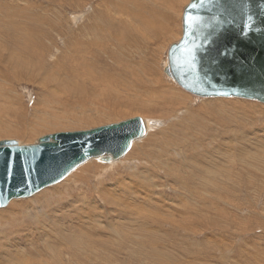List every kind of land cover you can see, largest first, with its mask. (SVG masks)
<instances>
[{"label":"rangeland","instance_id":"374dc122","mask_svg":"<svg viewBox=\"0 0 264 264\" xmlns=\"http://www.w3.org/2000/svg\"><path fill=\"white\" fill-rule=\"evenodd\" d=\"M109 1L110 0H0V43L3 44L2 46L0 45V52L2 53H0V140L14 139L21 142L20 144H32L38 137L45 134L60 131L86 130L110 124V122H118L128 117H143L147 115V117L155 118L161 123L160 126L157 127L158 129L154 130L155 134L150 133L148 135L149 137L147 136L145 140L138 144L139 146L135 143L133 147L131 149L129 148V150L124 154L127 155V157L123 155L120 158L121 160H117L111 165H106L104 163L105 167L102 162L92 160L89 162L86 161V163H83L82 166H77L72 172L80 175L76 178L77 182L72 181L70 182L71 184L69 183L71 189L70 194L73 193L75 195H79L87 193L88 195L94 193L103 185H107L111 181L115 180V178L119 175L125 178L129 175L138 178L136 174L137 171H140V173L145 171L144 173L146 174V177L148 175H155L157 181L159 180L164 185L166 182L167 184H170V182L174 183L176 181L178 186L177 184L173 185V189L180 187L179 183L182 182V177H185L187 173L190 174L191 171H194L200 176H198V182L195 184L198 185L200 183V186H203V184L208 186L209 182L214 181L216 178L211 170L206 171V173L202 175L199 173V171L202 170L201 163L203 161L199 153L204 151V149L206 151L212 150L214 147L221 145L222 142L229 144L233 143V145L239 146L248 141H253L257 136H259V134L253 130L255 128L256 130H262L263 132L259 131V133L263 134L264 103L257 100L235 96H198L182 89L174 83V81L173 83L177 86L178 90L183 93V101L180 104V108L176 107L164 109L163 107L166 106L162 105L163 107H161V103L158 104L155 100H148L149 102L145 103H148L152 110L147 111L145 114L136 112V110L131 108L130 105L131 102H135L134 100H146L143 96L150 92L146 91L147 84L145 83L140 85L143 86L142 88H138L140 91H135L139 93L138 96L130 91H125L126 88H123L125 96H120L114 91L108 89L112 92V98H110L108 94H105L104 97H99L101 95L98 94V92L103 90L106 85L105 83L104 86L102 84H98L108 80V76L103 73L102 68L106 63L109 64L108 73L111 75V72L113 71L111 68L114 66V63L108 59L105 54L106 51H104V49H100L96 45H104V40L111 35L112 31H114L113 33H117L119 29V33L121 34L128 32L131 28H133L131 30H134V28L136 29L137 27L135 26V21H139L138 18H142L141 20H156V18H154L156 17L154 10L156 9V11H160L159 4L155 1L127 0L126 5H129L128 9L135 11L134 13L138 11L136 13L138 18H125L123 14H115L114 11L116 10H110L109 20L113 24L108 26V22L103 21V18L108 21V19H106L108 4L112 1L117 3L118 0ZM149 3L150 5H148ZM138 5L141 8H139ZM181 6L180 12H182L183 3ZM97 14L100 15V17H97ZM140 15H142V17H140ZM168 17L169 16L165 18L166 24L170 21L172 22H170L171 24H168V26L171 27L177 23L175 26L177 27V36H171L170 38L165 39L164 42H161L156 49H151L150 45L146 48L143 45L135 43L130 44V46L129 44L125 45L123 42L122 44L118 43L119 45L113 44V50L116 51L117 55H120V52L117 51L119 50V46H126L125 56L130 59L127 60V62H129V69L135 66L133 65L134 62L138 61L141 63L139 64L140 66H144V62L148 65L150 64L149 61H152L154 70L163 74V79L166 78L165 73L161 70L162 61L167 59V49L169 45L176 42L182 33L181 19L179 20L177 18L175 23L171 17H169V19ZM121 18L126 20L128 25H124ZM92 21L95 24L97 23L100 26L102 25L101 29L98 28L99 30L97 31L99 35L102 33V39H100L101 41L96 40L98 43L96 41L88 42V40L86 41L84 37L80 36L79 29L82 30L84 25L92 26ZM122 25H124V27ZM127 26L129 29L126 28ZM102 28L104 29V32ZM107 29L110 30V35L107 34ZM92 31H96V29L87 30L89 34H92ZM110 40H113L114 43L116 41L115 38H111ZM25 43L32 45L31 47L29 46V49H27V45ZM162 43L167 44H165V46ZM153 44L155 45V43ZM87 50H93L92 54L95 55V58H93V55L92 57L87 55L85 52ZM121 52L123 53L124 49ZM7 59L9 60L8 63ZM26 59L29 62L28 65H26ZM19 63L23 64L25 67H22ZM16 64H19L17 67L21 68L20 70H16L21 74L22 77L20 78L15 77L12 73L13 67ZM134 70L141 76L144 73V70L140 71V69L137 68ZM122 77L124 79L127 78L128 80L133 79L131 73L128 75L122 74ZM94 79L96 82L99 80V83H93L97 87L92 84ZM83 80H85V82ZM86 80H88V82ZM165 81L169 84L168 80ZM123 86L126 87L125 84H123ZM113 101L114 103L111 104L110 102ZM105 107L113 110L111 111L112 114L110 116L100 113L101 108ZM158 107H161V109H158ZM186 109H188V112L181 117L182 119L180 118L179 122H173L175 114L182 113ZM172 112L175 113L172 114ZM62 118L64 119L62 120ZM47 122H49L52 126L47 127ZM8 126L15 128V131L7 132L6 127ZM180 126L185 128V130L179 131L181 128ZM23 131L25 132L23 133ZM159 132L162 134L159 135ZM187 137L191 138L193 142L186 143L185 138ZM261 153L264 157V151ZM213 154L215 153L213 152ZM216 155L217 154H215V156ZM260 160H262L260 161L262 164L258 162L255 163V166L253 167L254 173L244 169V174L242 176L240 174V168H233L229 170L234 178L238 173L242 176L237 184L238 188L242 191L237 190V188L234 187L233 191L236 193L232 194L231 199H229V202H231L232 205L230 204V207L228 205H224V208H226V212L228 214L231 213L229 216H233L232 218L234 220L238 221L241 219L242 222L247 221L244 224H248L249 230H246L247 232L244 231L246 232L245 235L235 234L236 237H233L235 238L234 240H236L235 243H238V241L242 242L240 243L242 247L240 246L239 249H236L240 252H237L236 250L229 252L226 251L229 254L226 260L230 257L231 260L229 259L228 262L224 261L225 263L223 264H232L235 260V255L238 257L236 252L240 254L242 252V257L247 253L246 255L252 259L253 263L264 264V230L261 231L259 229L264 228V162L263 158ZM240 166L237 165V167ZM77 168L78 170H76ZM151 172H158V175ZM70 174L71 172L68 175ZM185 178L187 179V177ZM219 178L221 179L220 176ZM219 178H217L216 181H223ZM60 182L61 180L58 181L57 184ZM227 182L228 180L226 183ZM101 184L103 185L101 186ZM54 185L51 184L46 187L49 188ZM261 186L263 189H261ZM167 188L169 187L167 186L162 188L160 186L159 188H156V191L163 194V199L165 198L164 200L166 202L169 201L168 196H172L173 194L176 195L173 189ZM41 190L28 197L15 199L17 201H26V199H30ZM90 197L95 198V196ZM238 203H240V209L237 208ZM6 206H2L0 208L2 209ZM105 206L106 208H110V205L108 204ZM164 208L169 209V206L166 205ZM167 209L164 210L165 213L167 212ZM147 213L148 212H145V214ZM163 217H166L163 218V221L169 224L170 218L168 216ZM159 219L161 220V217ZM166 223L163 225L164 232L161 231V235L159 234V243L161 246L153 247L147 245L143 253L140 255L136 254L137 249H135L133 259L143 257V264H154V261L158 260L157 257L160 262H163H161V264L220 263V253L218 252L222 251V249H219L216 252H210V254L204 253L202 257L205 256V258H201L202 261L199 263L198 258L200 257H198V255L195 257L194 253L190 252L187 254L183 251V249L177 250L175 247L178 243L182 242L180 245L183 244L185 247H189L190 245L191 249L195 251L196 249L202 251L207 238L205 232H217L214 227L209 229H200V231L195 234L191 232L189 233L190 235H186L188 236L186 237L183 231H180L178 228L176 230L168 229L169 225ZM176 223L178 225L185 224L182 220H177ZM194 224L197 223L194 222ZM235 226L237 227L238 225ZM240 227L241 224L239 225V228ZM131 230L133 229L130 228L128 232L129 235L132 234ZM125 238L128 239L129 236ZM133 238L134 240L138 239L136 235H133ZM248 238L250 241H248ZM228 239H231V237H228ZM131 245H133V243ZM133 250L134 248H132L131 251L133 252ZM212 253L214 255H218L219 258H213L214 255ZM255 253L260 258V263L253 260ZM69 255L71 256V254H63L61 259L63 264H74V260L72 257H69ZM246 255H244L245 259L248 258Z\"/></svg>","mask_w":264,"mask_h":264},{"label":"bare ground","instance_id":"6f19581e","mask_svg":"<svg viewBox=\"0 0 264 264\" xmlns=\"http://www.w3.org/2000/svg\"><path fill=\"white\" fill-rule=\"evenodd\" d=\"M126 1L127 0L125 1L118 0L117 3L115 1H112L108 4V12L106 16V19H108V21L104 20L105 18H103L104 22H108L107 23L108 26L113 24L109 20L110 10L112 11L116 10L114 11L115 14L117 15L123 14L125 18L127 17H130V18L137 17L138 18V15L136 14L138 11L134 13L135 11L133 10L131 11L130 9H128L129 5H126L127 3ZM152 1H155L156 3H158L160 7L159 9L160 11H156L155 8H154L155 10L153 9L156 15V17L154 18H156V20L150 21L147 19L141 20L142 18L141 19L138 18L139 21H135L136 22L135 26L137 27L136 29L134 28V30H131L133 28L129 29L127 26L126 28H128L129 31L125 33H121V34L119 33L120 31L118 28H117L118 29L117 33L116 32L113 33L114 31H112L111 35H110V30L107 29L108 30L107 34L110 35L111 37L109 36L110 38L108 37L106 40H104L105 41L104 45L95 44L100 49H104V51H106L105 54L107 55L108 59L114 63V66H112L111 68V70H113L111 72V75L108 73L109 64L106 63L105 66H103L102 68L103 73L108 76V80L106 82L103 81L100 83L98 82L99 80L97 81L99 83L98 85L102 84L104 86V83L106 85V87H104L103 90H100L98 92V94L101 95L99 97H102V96L104 97L105 94H108L109 97L112 98L111 97L112 92H110L108 89H110L111 91H114L116 94L120 96H125L124 94L125 91H130L133 94L138 96L139 93L135 91L137 90L140 91L138 88H142L143 86H140V85L145 83L147 84L146 91L150 92L143 96V98L146 100L142 101L140 99V100H134L135 102L130 101L131 108L135 109L136 112L144 113V114L147 113V111L152 110L151 106H149L148 103H145V102H149L148 100H155V102H158V104L161 103L160 104L161 107L166 106V107H163L164 109H171V108H176V107L180 108L181 107L180 104L183 101V93H181L178 90L177 86L174 84L175 82L173 83V80L170 79L169 76L164 71L165 65H167V59L163 60L162 65H161V68H162L161 70L163 73H165L166 75L165 77L167 79L166 78L163 79L162 77H164V75L154 70L152 61H149L150 64L148 65L145 64L144 62V66H140L139 64L141 63H139L138 61L134 62L133 65H135L134 66L135 68L131 67V69H129L128 68L129 62H127V60H130V59L129 57L125 56V50H126L125 45L129 44L130 46V44L135 43L138 45H143L146 48L148 45H150L151 49H156L158 45L161 44V42H164L165 39L170 38L171 36L173 37L177 36V30H176L177 27H175L177 23L175 21L177 18L179 20L182 19L183 9L189 3L190 0H152ZM182 3H183V8L181 10L182 12H180ZM148 5H150V3ZM166 15L171 17L172 20L176 24H174L171 27L168 26V24H171L172 22L170 21L171 23L169 22L168 24H166V19H165L167 17ZM149 16H152V15H149ZM97 17H100V15H98ZM140 17H142V15H140ZM122 23L124 25H128L127 21L124 19H122ZM124 25L122 26L124 27ZM101 26L98 25L97 23L96 24L93 23L92 26L84 25L82 30L79 29L80 36L84 37V39L86 41L88 40V42H92V41L95 42L96 40L99 41L100 39H102V36H101L102 33H100L99 35L97 31L99 30L98 28L101 29ZM94 28L96 29V31H92L91 32L92 34H89L87 32V30L89 31V29H94ZM103 32H104V29H103ZM111 38L116 39L115 43L113 40H110ZM122 42L125 45L119 46V50L117 51L120 52V55H117L116 51L113 50L114 47L112 46L113 44H118V43L122 44ZM153 43H155V45ZM25 44L27 45V46L25 45L27 49H29V46L31 47L32 45V44L29 45L28 43H25ZM162 44L165 45L167 43L165 44L162 43ZM0 45L2 46L3 44L0 43ZM123 49H124V52L122 53L121 51ZM85 52L87 55L91 57L93 55V58H95V55L92 54L93 50H87ZM8 59H7V63L9 62ZM19 64L14 65L13 70H12L13 75H15V77L17 78L22 77L21 74L16 71V70L21 69L17 67ZM28 64L29 62L26 59V65ZM21 66L25 67L23 64H21ZM136 68L140 69V71L144 70V73L142 76L134 70ZM93 73H94V70H93ZM130 73H131V76H133V79L135 80L133 79L128 80L127 78L124 79L122 77V74L128 75ZM165 80H168L169 84ZM83 81L85 82V80ZM86 81L88 82V80ZM94 82H96L95 79L92 82V84ZM123 84H125L126 87H124ZM95 87L97 86L95 85ZM123 88H126L125 91L123 90ZM106 98H107V95H106ZM110 103L112 104L114 103V101ZM150 105H153V104H150ZM107 107L101 108L100 113L110 116L112 114L111 111L113 110L107 109ZM161 107L160 108L158 107V109H161ZM187 112H188V109H186L182 113L175 114V116L173 117V122H179L180 118ZM174 113L172 112V114ZM64 118H62V120ZM141 119L143 120V123H144V134L143 136L138 137L132 141L130 149L133 147L135 143L136 145H138L140 142L145 140L150 133L155 134L154 130L158 129L157 127L160 126L161 124L159 120L155 118H149L147 117V115L141 117ZM46 126L51 127L52 125L49 122H47ZM180 127L181 128L179 129V131L185 130V128H183L182 126ZM253 130L257 134H259V136H257L253 141H250V142L248 141L239 146L233 145V143L229 144V143L222 142L221 145H218L212 149L213 152L217 154L216 156L215 154H213L212 150L206 151L204 149L205 152L202 151L199 153L201 156V159L204 161V162L202 161L201 163L202 170L199 171V173H201L202 175V174H205L206 171L211 170V172L213 171L214 177L216 179L219 178L220 176L224 182L223 181L218 182L215 179L214 181L209 182L208 186H206V184H203V186H200V183L196 185L195 183L198 182L197 178H199L200 176L196 172L191 171L190 174L187 173V175H185L187 179L185 177H182L183 180L182 182L179 183L180 187L177 189L176 188L173 189L174 187L173 185L177 184L178 186V183L176 181L174 183L170 182V184H167L166 182L165 184L166 186H165L159 180L157 181V179L155 178V175L154 176L148 175L146 177V174L144 173L145 171L141 173L140 171H137L136 174L138 178L134 176L132 177L130 175L127 176V178H125L119 175L118 177L115 178V180L111 181L109 184L107 185L101 184V186L102 185L103 186L98 191L96 190V192L88 194L89 196L87 195V193L75 195L73 193L70 194L71 192L70 182L72 181L75 182L77 180L76 178H78L80 175V174H75L74 172H72L77 167L76 166L73 170L70 171L71 172L70 175H68L70 173L69 172L63 179H61V182L59 184H57L56 182L54 183L55 185L53 184L54 186L52 187H49V188L44 187V189L42 188L43 190L40 189L41 191L35 194L30 199L28 200L26 199V201H21V200L17 201L15 198H12L11 200L8 201L9 204L7 203L8 205L7 204H6L7 206L5 205L6 206L5 208H2V209L0 208V236L7 237L6 239H0V264H63V262L61 261L63 254H71V256L69 255V257H72V259L74 260L73 262L74 264H125V263L143 264L144 262H143L142 256H141L142 258L133 259L135 249H137L136 254L140 255L143 253L147 245H150L153 247L161 246V244L159 243V236L161 235L162 232H164L163 225L164 223H166L163 221V218H166V217H163V216H168L170 218L169 219L170 223L169 224L166 223L167 225H169L168 229L176 230L178 228L180 231L181 230L183 231L185 236L190 235L189 233L191 232L195 234L198 231H200V229H207V228L209 229V228L214 227L217 230V232H214V233H212L213 231L211 233L209 231L205 232L206 233L205 235L207 236V238L205 237L206 243H205L204 248H202V251H199L197 249L195 251L190 248V245L189 247L187 246L185 247L183 246V244L180 245L182 242L178 243V245L175 247L177 250L183 249V251H185L187 254L192 252L195 254V257H197L198 255V257H200L198 258L199 263L202 261L201 258H205V256L202 257L204 253L210 254V252H216L219 249H222V251L218 252L220 253L219 254L220 258L218 255H214L213 253L212 254L214 256L213 255L212 256L213 258H216V259L218 257L221 264L225 263L224 261L228 262V260L231 257L228 260H226L229 255L226 251L229 252L232 250L234 251L236 249H239L241 246L240 243H242L239 241L238 243H235L236 240H234L235 238L233 237H236V235L238 234L245 235V233L247 232L246 230H249V228H248V224H244L247 221L242 222L241 219L236 221L232 218L233 216L232 217L229 216L231 215V213L228 214L226 212V208H224V205L226 206L228 205L229 207H230V204L232 205V203L229 202V199H231L232 194L236 193L233 191L234 187H236L237 190H241L240 188H238L237 184L239 183L240 178L244 174V169L254 173L253 167L255 166V163L257 162L261 163L260 162L262 161L260 160L261 158H263V162H264V157L261 153L262 151H264L263 149L264 148V133L263 134L259 133V131H262V130H256V128ZM6 131L13 132L15 131V128L8 126L6 127ZM24 132L25 131H23V133ZM160 132H159V135L162 134V133L160 134ZM185 140H186V143L193 142V140L189 137L185 138ZM124 156L127 157V155H124ZM121 157L110 159L108 161H103L99 157H91L87 159L86 161L89 162L92 160H96V161L102 162L103 164L105 163L106 165L107 164L111 165L117 160H121L120 159ZM86 161H84L83 163H86ZM83 163L79 165L82 166ZM105 164L103 166H105ZM237 165L239 166L241 165V166L237 167ZM233 168H240L241 169L240 174L242 176L238 173L237 175H235V178L234 176L232 177L231 171L229 170ZM76 170H78V168ZM151 173L154 174L156 172H151ZM227 180L228 182L226 183ZM160 186L162 188L168 186L169 188L175 191L176 195L173 194L172 196H168L169 201L166 202L164 200L165 198L163 199L164 197L163 194L156 191V188H159ZM261 189H263L262 186H261ZM53 196L60 199L64 205V209H63V212L60 218L53 220L48 226H45V227L37 228V227L29 226L26 223L28 214L35 212L36 215H39V212L35 210L39 209L42 206H46L49 199ZM90 196L92 197L95 196V198L94 197L91 198ZM107 204L110 205V208H106L105 205ZM166 205L169 206V209L164 208ZM237 208L240 209V203H238ZM165 209H167L166 213L164 212ZM145 212H148V213L145 214ZM160 217H161V220L159 219ZM175 219H177L178 221L182 220L183 222H185V224L178 225L176 223L177 220ZM194 222H196L197 224H194ZM240 224H241V227H240L241 229L239 228ZM235 225H238L237 226L238 228ZM130 228L133 230H131L132 234L129 235L128 232ZM259 229L261 231L264 230V228H259ZM133 235L134 236L136 235L138 239L134 240ZM227 235L228 237H231V239H228ZM127 236H129L128 239L125 238ZM248 241H250L249 238H248ZM132 243L133 245H131ZM132 248H134L133 252L131 251ZM156 250H155V254H156ZM244 250H245V247H244ZM236 251L238 252L239 250H236ZM237 252L236 254H238V257L237 255H235L236 257H234L235 260L233 259L234 261L232 264H257V263L252 262V259L246 255L247 253L246 254L243 253L244 255L248 257L245 259L244 255L243 257L241 256L242 252L241 254ZM247 252H250V251H247ZM253 258H254L253 259L254 261L260 263V258L258 257V255H256V253ZM157 259L158 260L154 261V264H161L162 261L160 262L158 257ZM227 264H231V263H227Z\"/></svg>","mask_w":264,"mask_h":264},{"label":"water","instance_id":"95a60500","mask_svg":"<svg viewBox=\"0 0 264 264\" xmlns=\"http://www.w3.org/2000/svg\"><path fill=\"white\" fill-rule=\"evenodd\" d=\"M180 38L167 49L165 73L198 96H235L264 103V0H190ZM134 116L35 143L0 140V207L63 179L91 157L124 155L143 136Z\"/></svg>","mask_w":264,"mask_h":264},{"label":"snow or ice","instance_id":"6c2138e0","mask_svg":"<svg viewBox=\"0 0 264 264\" xmlns=\"http://www.w3.org/2000/svg\"><path fill=\"white\" fill-rule=\"evenodd\" d=\"M64 209V205L60 199L53 196L49 199L46 206H42L35 212L29 213L26 223L32 227H45L48 226L53 220L59 219ZM7 237L0 236V239H6Z\"/></svg>","mask_w":264,"mask_h":264}]
</instances>
